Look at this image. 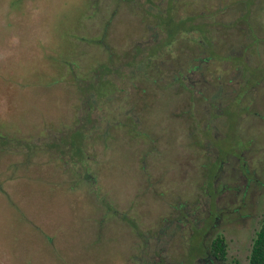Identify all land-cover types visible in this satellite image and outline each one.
I'll use <instances>...</instances> for the list:
<instances>
[{
    "label": "rangeland",
    "instance_id": "rangeland-1",
    "mask_svg": "<svg viewBox=\"0 0 264 264\" xmlns=\"http://www.w3.org/2000/svg\"><path fill=\"white\" fill-rule=\"evenodd\" d=\"M105 1L103 0L98 8L94 0H0V133L8 134L7 138L31 135L44 138L49 134L55 137L59 135L68 137L74 129L76 117L84 115L85 107L78 92H74L73 82L75 83V80H71L68 73L75 70V66L80 68L79 75L84 79L85 84L88 83L85 88H90L93 79L89 72L97 63L103 60L109 62L112 56L118 60L120 59L118 56L123 55L125 50L129 53L128 61L134 58V60H139L136 58L138 54L132 52L135 45L129 46L131 40L128 38L141 35L143 26L140 21H137L139 19H129L126 16L127 8L122 11L125 15L121 14L111 29L112 24L108 27L111 31L109 40H107L109 49L105 51L102 46L97 45V39L102 36L101 32H103L102 20L109 13ZM242 2L243 0H180L177 1V9H181L182 4L186 3L187 13L182 10L178 14L188 17L195 15L199 18L200 14L215 12L218 9L223 10L226 6L228 16L224 19H228L227 22L231 23L233 12L236 14L238 10L239 13ZM251 3L252 0H249V4ZM166 7L167 5H161L162 10ZM146 8L148 10V7ZM132 10L133 8L130 9ZM241 14L242 11L238 17ZM258 14L260 16H255V25L264 33V10ZM135 17L138 18V15ZM169 24L171 31V23ZM230 34L228 41L238 44L239 36H241L239 32L237 34V31L236 33L231 31ZM155 37L158 41L162 40L159 36L155 35ZM146 41L149 45L153 44L152 37ZM153 48L155 50L158 46L156 48L153 46ZM154 50L148 52L152 64L155 63ZM175 55L174 59L169 57L168 61H175L178 65L184 61L181 49L177 50ZM237 60L241 61V58ZM123 70L126 74L133 72L131 68ZM250 71L252 79L258 80L264 77V67L250 69ZM105 85L102 89L108 97L113 85ZM129 85L131 87L126 88V95L132 94V85L135 83L129 82ZM143 86L136 87L133 99H150L153 93L151 87ZM142 89L146 93L140 96ZM122 92L119 93L122 94ZM213 97L216 98L217 95L214 93ZM160 99L161 96H157L154 105L148 106L141 113L146 116L147 123L151 121L149 126L162 136V142L169 145L172 151L171 159H173L175 155H180L182 152L180 145L176 146L175 143L181 144L180 137H183L187 130L184 129L182 122H177L174 115L168 111L171 108L173 113L180 114L184 107H190L191 102L187 98L184 99L183 94L173 97L172 95L164 96L162 100ZM237 105L233 104V108L227 109L226 112L227 124L225 126L228 127L229 134L225 138L220 137L213 141L214 146L221 151L220 163L227 161L229 155L234 156L232 152L236 148L232 143L236 135L233 129L240 113L243 112L237 109ZM108 108H111L110 104ZM91 117L96 118V114ZM118 118L123 119L121 113ZM146 122H144L145 128L148 126ZM195 125L201 128L199 121ZM125 128L124 125H120L119 130L123 132ZM177 131L180 137L175 134ZM197 132L200 135L204 134L199 130ZM147 140L123 141V145L115 140L106 143L111 146L107 151L101 149V159L104 165L100 172L103 180H106L105 183H108V187H114L110 194L126 196L125 201L127 202H132V198L134 202L135 199L139 202L140 198L136 197L137 193L139 190L146 189L147 184H151V187L155 184L158 189H168L167 191L192 192L196 181L200 180L199 165L191 166L192 170L187 172L189 178L191 177V182L188 180L183 183L179 179L180 171L176 166L167 171V167L170 166L163 164L164 154L157 152L160 151L159 147L150 157H146V146L151 145ZM185 140L186 136L182 139V145ZM15 141L17 140L11 141L10 139L7 142L8 146H13ZM261 141L264 144V138H261ZM183 147L188 154L194 149L186 143ZM111 149L113 150L107 155L106 152ZM261 152L259 163L253 165V168L256 169L259 179L264 182V149L261 148ZM166 157L167 154L165 160ZM193 157L198 160L195 156ZM14 159L23 162L21 156L14 157ZM9 161L12 162V158ZM143 166L145 169L143 168V172H140V167ZM28 168L33 170L35 175L31 174L30 177L24 174V171L17 172L18 175L23 173V176L21 175L20 180L13 181L11 178L16 173H8V167H0V264H102L100 262L129 264L127 261L133 249V239L134 246H136V237L132 231L128 232L122 224L113 222L112 216L105 214L104 242L100 246L94 245L91 246L92 249H88V241L92 240L95 234L94 225L90 220L95 208L90 207L86 193L80 190L69 191L71 185L68 174L58 167L47 164L46 158L35 160ZM165 171L168 176L164 180L160 179ZM16 183L23 185L18 188L19 185ZM144 196H147V200L137 204V210L146 219V217H153L157 214V210L149 211L147 215L146 210L153 204L151 200L155 198H153V193L148 191L141 195L140 201ZM9 197L13 202L7 201ZM6 201L8 204L4 206ZM249 205L253 208L254 214L258 213L262 207L261 218L264 216V189L256 190L250 196ZM16 206L18 209L20 207L23 209L26 220H21ZM158 214L164 217L165 211ZM144 219H142L143 222ZM261 221L255 225L257 232L261 227ZM227 230L230 233L228 238L231 243V253H238L237 255L243 253L249 258L256 233L250 245L243 246L238 245L237 240L241 238L239 234L243 235L247 231L239 230L240 233H238L236 228ZM193 245L194 247L187 255V261L182 264H192L194 258L198 257L201 248L197 249L198 246L201 247V244L197 237ZM242 258L244 260L245 257ZM244 262L247 263L248 259ZM162 264L173 263L163 262Z\"/></svg>",
    "mask_w": 264,
    "mask_h": 264
},
{
    "label": "flooded vegetation",
    "instance_id": "flooded-vegetation-1",
    "mask_svg": "<svg viewBox=\"0 0 264 264\" xmlns=\"http://www.w3.org/2000/svg\"><path fill=\"white\" fill-rule=\"evenodd\" d=\"M243 2V5H247L249 0ZM182 6L179 10L187 13V4L183 3ZM220 14L223 12L203 13L198 18L200 21L197 20L195 24H206ZM234 15L233 12V20L229 24L234 23ZM233 26L235 28L229 30L225 38L222 37L223 41L218 47L217 52H219L216 57L212 56V53L198 49L190 57L192 60L185 57L186 60L179 65L172 61H167L164 65L156 61L152 64L148 52L154 50V43L161 41L156 40L155 35L151 36L153 44L144 42L146 45L141 44L140 51L136 52L138 54L136 58L139 60L133 62L137 67L134 68L133 73L137 75L144 73L153 91L150 99L141 98L144 106L142 103L141 105L146 106L143 110L154 105L157 96H161L160 100H162L164 96L173 97L183 94L184 99L187 98L191 102L190 107H184L180 114L173 113L171 108L168 111L174 115L177 122H182L184 129L187 130V132L183 131L185 133L183 137L178 136V131L175 133L181 140V144L176 142L175 145H180L182 152L173 159L169 145L164 144L162 136L149 126L151 121L147 123L146 116L142 114V121L140 114L134 116L139 131L143 134L141 139L148 138L147 142L151 144L150 147L146 146L145 155L147 158L150 157L159 147L160 151L157 152L164 154L163 164L170 166L167 167V171L176 166L180 171L179 179L183 183L188 180L191 182L189 170H192L191 166L199 165L200 180L196 181L194 190L190 193L182 190H162L155 184L152 187L149 184V191L153 192V198L157 199L151 200L153 204L146 210L147 215L149 211L154 210H157V214L146 217L147 220L143 217L144 222L142 216L141 219L135 220L137 228L133 233L136 237V246L133 239V249L127 261L129 264H162L163 262L182 264L187 261V255L194 247L195 237L201 244L197 250L201 248V251L192 264H249L252 250L249 258L243 253L242 255L231 253V243L228 238L230 233L227 229L236 228L238 233L239 230H246L243 235L239 234L242 239L239 238L237 244L248 246L255 233L257 237L255 225L264 217L261 218L262 207L254 214L253 208L249 205L250 196L256 190L264 189V182L259 179L256 169L253 168V165L259 163L263 152L261 148L264 149L261 141V138H264V77L258 80L252 79L250 71L264 67V33L256 25L255 34L258 41H255L251 37L243 38L236 29L237 26ZM231 31L234 33L237 31V34L239 32L241 35L238 44L228 41ZM197 37L201 36L198 34ZM239 58L241 61L237 60ZM179 74L180 83L176 80V75ZM141 92L140 96L146 93L144 89ZM214 93L217 95L216 98L213 97ZM233 104L237 105L239 111H243L233 129L237 137H234L232 145L236 149L232 152L234 156L229 155L227 161L220 163L221 151L214 146L213 141L220 137L225 138L229 134L228 127L225 126L226 112L227 109L233 108ZM121 112L125 114L128 111L123 109ZM197 121L201 128L196 127ZM144 122L148 124L146 128ZM198 130L204 134L200 135ZM185 136V143L194 147L189 154L183 147L184 141L182 145ZM167 176L165 171L160 179L164 180ZM164 191L167 192L163 193ZM162 211H165L164 217L158 214ZM157 217L161 218L157 220ZM218 239H223L226 245L225 258L215 252L214 243ZM242 257H245L244 260L248 259V262L245 263Z\"/></svg>",
    "mask_w": 264,
    "mask_h": 264
},
{
    "label": "trees",
    "instance_id": "trees-1",
    "mask_svg": "<svg viewBox=\"0 0 264 264\" xmlns=\"http://www.w3.org/2000/svg\"><path fill=\"white\" fill-rule=\"evenodd\" d=\"M177 1L179 2V0H106L105 2L109 13L108 15L106 14L102 20L104 27L103 32H101L102 36L97 39V45L102 46L105 51L109 49L107 40H109L110 29L113 27L115 20L121 14L125 15V12L129 19H139L137 21H140L143 26V32H140L141 35L128 38L131 40L129 46L135 45L132 52H139L141 49L140 44L144 45V42H147L146 40L153 36V34L160 36L162 40L154 43L155 48L158 46V48L154 50L156 53L154 58L157 63L164 60V62H161L162 65L168 61L169 57L174 59L176 57L175 52L180 49L182 50V58H184V61L186 60L185 57L192 60L190 57L194 55L198 49L212 53V56L216 57L219 52H217L218 47L223 41L222 37L225 38L226 35H228V31L235 28L233 25L237 26L236 29L241 33L243 38L251 37L253 40L258 41L257 34H255V16H260L258 13L264 10V0H252V3H248L247 5H243L245 1L242 2L239 10V13L242 11V14L238 17L239 13L238 10H236L233 24H229V22H227L228 19H224L225 16H228L227 11L224 12V10H227L225 8L226 6L223 10L218 9L213 12H223L219 17L216 18V16H213L214 19L209 20L206 24H195L198 20L197 16L192 15L188 17L178 14L181 10L177 9ZM102 2L103 0H94L98 8L99 4ZM161 5H167L165 10L161 9ZM146 7H148V10ZM125 8H127V10L122 12ZM132 8L133 10L130 11ZM150 8H152V10H150ZM136 15H138V18L135 17ZM169 22L171 23V31L169 30ZM109 25H111L110 29H108ZM202 25L204 26L201 28ZM108 30L109 32H107ZM198 34L201 37H197ZM128 55L129 53L125 50L123 55L118 56V58L120 57V59H118L119 61L112 56L109 62L103 60L97 63L91 72H89L93 79L90 88H85L88 83L85 84L83 82L84 79L79 75L80 68L75 66V70L68 73L71 80H75V83L73 82L74 92H78L80 100H82V102H84L83 105H85L83 110L84 115L76 117L73 126L74 129L68 137L65 135L55 137L49 134L44 138H37L33 135L28 137L20 136L19 138L10 136L11 138H7L8 134L0 133V167H8V173H16V175L11 178L13 181H18L23 176V173L21 176L18 175L17 172L24 171V174L30 177L31 174L35 175L33 170L28 167H30L35 160L46 158L47 164L58 167L62 169L65 174H68L71 185L69 191L80 190L86 193L89 198L90 207L95 208L94 215L90 219L92 221L91 223L94 225L95 234H93V239H89L90 241H88V249H92L91 246L94 245L100 246L104 242L105 214L112 216V221L122 224L128 232H135L134 229L137 228L135 220H138V218L141 219V214H139L137 210V204L147 200V196H144L142 201H140L141 195H144L150 189V186L147 184L146 189L139 190L136 196L140 198L139 202L138 200L136 201L135 198L134 202L133 196H131L132 202H127L125 201L127 198L126 196H115L114 194H110L113 191L111 189L114 187L110 186L109 188L108 183H105L106 180H103L104 178L101 175V170L104 165L101 159V149L107 151V149L111 147L106 143L116 140L120 141L121 145H123V141L128 142L141 139L143 135L142 132L139 131V127L137 126L138 123L135 121L136 118L134 117L140 114L142 121L141 112H143L144 107L142 108L141 103L143 104V100L133 98L137 84L143 83L144 79L146 81L141 85H148V79L144 73L141 75H137L133 72L126 74V71L123 69L131 68L134 70V68H137L133 63L135 58L128 61L130 58ZM120 62H123V65L120 64ZM179 77L180 74L179 76L176 75V80L178 82L181 80ZM129 82L135 83V85H132V94L126 95V88L131 87ZM105 84L113 85V88L109 90L110 93H108V97L105 95V90L102 89L103 86H106ZM120 91H123L122 94L124 93L125 95L119 93ZM108 104H110L111 108H108ZM122 107L128 112L123 114L121 112ZM120 113L123 116L121 120L118 118ZM94 114H96V118L91 117ZM120 125L126 127L123 132L119 130ZM103 127H105V129H103ZM10 139L11 141L17 140L18 142L15 141L13 146H8L7 142ZM113 149L106 152V154L108 155ZM20 156L23 158V162L14 159V157ZM10 158H12V162L9 161ZM143 168L144 166L140 167V172H143L145 169ZM16 184L19 185L18 188L23 185L22 183ZM13 189L14 188L11 186V190ZM7 199V201L13 202L10 197ZM7 201L3 204L4 206L8 204ZM22 210L21 207L18 209L19 216L21 220L24 221L26 220V215ZM214 249L216 253L225 258L226 245L223 239L215 241ZM102 260L105 259L102 258ZM100 263L104 264L103 262ZM249 264H264V217L253 244Z\"/></svg>",
    "mask_w": 264,
    "mask_h": 264
}]
</instances>
